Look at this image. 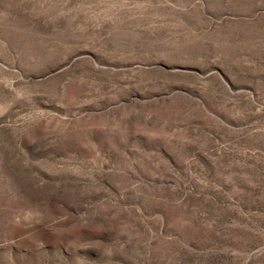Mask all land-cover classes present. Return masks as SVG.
I'll use <instances>...</instances> for the list:
<instances>
[{
    "label": "rangeland",
    "instance_id": "rangeland-1",
    "mask_svg": "<svg viewBox=\"0 0 264 264\" xmlns=\"http://www.w3.org/2000/svg\"><path fill=\"white\" fill-rule=\"evenodd\" d=\"M0 264H264V0H0Z\"/></svg>",
    "mask_w": 264,
    "mask_h": 264
}]
</instances>
